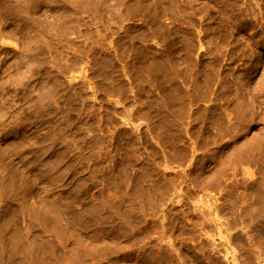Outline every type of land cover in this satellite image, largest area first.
I'll list each match as a JSON object with an SVG mask.
<instances>
[{"label":"rangeland","instance_id":"374dc122","mask_svg":"<svg viewBox=\"0 0 264 264\" xmlns=\"http://www.w3.org/2000/svg\"><path fill=\"white\" fill-rule=\"evenodd\" d=\"M0 264H264V0H0Z\"/></svg>","mask_w":264,"mask_h":264}]
</instances>
